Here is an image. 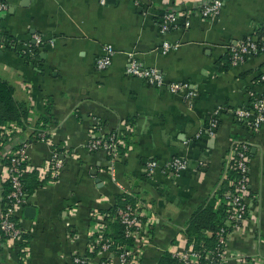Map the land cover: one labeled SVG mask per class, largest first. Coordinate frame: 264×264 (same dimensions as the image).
<instances>
[{"label": "crops", "instance_id": "1", "mask_svg": "<svg viewBox=\"0 0 264 264\" xmlns=\"http://www.w3.org/2000/svg\"><path fill=\"white\" fill-rule=\"evenodd\" d=\"M206 1L8 0L0 30L22 41L38 34L50 43L29 61L0 46V78L13 86L14 102L25 111L21 131L0 146V210L2 163L21 142L28 144L31 167L46 163L54 147L63 167L27 195L16 218L25 233L7 239L0 231V264H75L74 255L98 264L106 254L93 248V214L119 193L130 196L148 221L150 238L136 253L139 264H156L171 248L184 250L195 212L218 207L238 139L250 144L249 215L231 231L224 264H264V125L249 131L232 113L262 88L257 79L264 73V52L229 62V46L237 40L264 41V0H225L212 19L194 9ZM166 11L177 14V26L161 33L157 23ZM163 41L178 46L163 53ZM105 45L114 54L99 69L95 61ZM129 60L155 67L165 83L187 82L188 88L173 93L127 75ZM218 107V127L209 136L204 127ZM92 129L121 139L111 162L114 178L105 153L86 148ZM41 130L48 141L33 139ZM176 155L187 168L179 175L164 172L162 165ZM148 159L159 163L151 175ZM114 232V223H107L105 235ZM108 257L119 264L112 253Z\"/></svg>", "mask_w": 264, "mask_h": 264}, {"label": "built area", "instance_id": "2", "mask_svg": "<svg viewBox=\"0 0 264 264\" xmlns=\"http://www.w3.org/2000/svg\"><path fill=\"white\" fill-rule=\"evenodd\" d=\"M101 4H105L106 0H99ZM137 4V1H134ZM225 0H207L198 8L197 14L205 19L216 17ZM8 8V0H0V13ZM186 25L187 22L185 21ZM158 29L161 33H166L177 26V14L173 11H166L160 15L158 20ZM11 41L3 40L0 46H7L15 49L19 53H27L33 50L32 46L38 51L50 40L44 39L38 34H32L30 40H20L17 37H12ZM178 43L171 44L168 41H163L161 44L162 52L166 53L171 49H175ZM103 54L95 61L96 67L99 69L106 68L111 63L114 49L111 45L103 46ZM264 52V41L254 40L252 38H244L237 40L229 46V62L231 65H237L243 62L246 57ZM22 57V56H21ZM127 75L138 77L146 81L148 84L165 87L173 93L185 91L188 88L187 82H171L165 83L162 74L155 67H143L140 63L129 60L125 66ZM257 82L262 85L258 92H252L249 102L241 107L233 108L232 113L243 127L249 131H257L264 125V73L261 74ZM189 96H194L193 90L187 91ZM219 107L215 109L207 124L204 127V133L212 136L215 134L218 127ZM22 125L12 121L0 126V146L6 142L13 133L19 132ZM93 130V129H92ZM91 136L86 142V148L90 152L102 151L109 159L108 173L114 178V168L111 162L117 156L119 148L122 144L121 139L116 133H108L106 135L97 134L96 131H91ZM35 141H48V137L44 131H37L33 137ZM27 142H21L14 150H12L2 163L3 182L7 184L8 190L3 197V205L0 210V231L7 239L20 238L25 231L19 227L17 215L20 208L24 205L27 193L24 188L22 176L25 172L36 168L38 178L43 179L47 173L51 177H56L63 167V160L60 153L54 147L52 148L49 159L42 166L31 167L27 160ZM250 144L247 140L238 139L233 142L231 149V157L226 167L224 181L226 188L218 198V206L222 204L224 217L223 224L208 236L213 234L214 244L212 247H207L204 242L199 243L196 248L194 243L181 251L174 250L173 256L179 258L184 264H224L226 257V246L230 233L233 229L240 226L241 222L249 215V165L248 153ZM164 172L179 175L187 166V160L182 156H173L162 165ZM159 167V163L155 159H148L145 163L146 173L151 175L153 171ZM94 233L93 248L99 253L106 254L98 264H112L108 255L112 253L119 264H139L138 253L142 246V241H147L150 238V230L148 221L144 220L141 211L137 205L126 204L124 207H119L115 214L105 212H94ZM110 222L118 221L123 227V233L126 238L131 239L132 244H124L118 247V251L114 250V243L111 237L104 233V227ZM203 261V262H202ZM72 262L75 264H86L88 257L85 255H74Z\"/></svg>", "mask_w": 264, "mask_h": 264}, {"label": "trees", "instance_id": "3", "mask_svg": "<svg viewBox=\"0 0 264 264\" xmlns=\"http://www.w3.org/2000/svg\"><path fill=\"white\" fill-rule=\"evenodd\" d=\"M13 38L10 35H7L4 31L0 30V42L3 40L11 41ZM33 50L25 54L17 52L22 58L26 61L31 60L32 58L38 55L35 47H31ZM13 86L5 79L0 78V126L15 121L19 124H23L22 116L25 113L24 110H19L13 99ZM4 140H7L4 139ZM51 176L48 175L43 179L38 178V172L36 168H32L31 171L25 172L22 176V181L24 183V188L27 195L32 193L36 188L43 185L45 180H50ZM4 195L8 190V186L4 183ZM226 188V182L223 181L221 190L218 192V198L221 197L222 192ZM214 202V201H213ZM126 204L135 205L134 200L128 196L126 193H119L115 195L114 202L104 211L108 214H115L116 210L119 207H124ZM213 204H209L197 210L192 216L189 227L186 231L187 243H194L196 248L199 247L200 242H204L207 247H212L214 244V236H208L209 233H214L223 224L224 211L222 204L213 209ZM110 218H107L108 223H114L115 232L110 236L114 243V250L118 251L119 246L124 244H132V240L126 238L123 233V227L118 221L110 222ZM108 236V237H109ZM174 248L163 251L156 264H184L179 258L173 256L172 252ZM203 262V261H202ZM205 264V262H204Z\"/></svg>", "mask_w": 264, "mask_h": 264}, {"label": "water", "instance_id": "4", "mask_svg": "<svg viewBox=\"0 0 264 264\" xmlns=\"http://www.w3.org/2000/svg\"><path fill=\"white\" fill-rule=\"evenodd\" d=\"M113 0H106V2L108 3V2H112ZM27 211H29V210H31V211H33L34 209L32 208V207H26L25 208Z\"/></svg>", "mask_w": 264, "mask_h": 264}]
</instances>
